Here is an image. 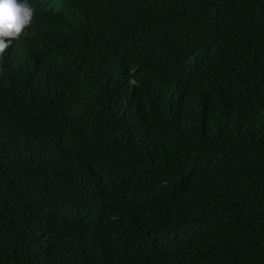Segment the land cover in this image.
<instances>
[{"label": "trees", "instance_id": "16d2710c", "mask_svg": "<svg viewBox=\"0 0 264 264\" xmlns=\"http://www.w3.org/2000/svg\"><path fill=\"white\" fill-rule=\"evenodd\" d=\"M29 3L0 264H264V0Z\"/></svg>", "mask_w": 264, "mask_h": 264}, {"label": "clouds", "instance_id": "9594fccd", "mask_svg": "<svg viewBox=\"0 0 264 264\" xmlns=\"http://www.w3.org/2000/svg\"><path fill=\"white\" fill-rule=\"evenodd\" d=\"M35 11L29 0H0V56L31 26Z\"/></svg>", "mask_w": 264, "mask_h": 264}]
</instances>
